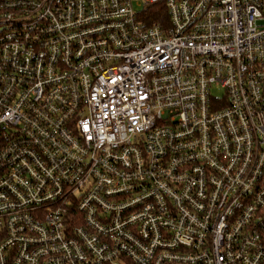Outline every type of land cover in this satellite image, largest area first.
Listing matches in <instances>:
<instances>
[{
	"label": "built area",
	"instance_id": "built-area-1",
	"mask_svg": "<svg viewBox=\"0 0 264 264\" xmlns=\"http://www.w3.org/2000/svg\"><path fill=\"white\" fill-rule=\"evenodd\" d=\"M0 264H264V0H0Z\"/></svg>",
	"mask_w": 264,
	"mask_h": 264
},
{
	"label": "trees",
	"instance_id": "trees-1",
	"mask_svg": "<svg viewBox=\"0 0 264 264\" xmlns=\"http://www.w3.org/2000/svg\"><path fill=\"white\" fill-rule=\"evenodd\" d=\"M162 6H154L150 11H149V18H147L148 23L153 24L154 22H157L160 20L161 15H163L162 12Z\"/></svg>",
	"mask_w": 264,
	"mask_h": 264
},
{
	"label": "rangeland",
	"instance_id": "rangeland-1",
	"mask_svg": "<svg viewBox=\"0 0 264 264\" xmlns=\"http://www.w3.org/2000/svg\"><path fill=\"white\" fill-rule=\"evenodd\" d=\"M211 94L215 97H223L225 95L224 90L220 86H217V85L211 88Z\"/></svg>",
	"mask_w": 264,
	"mask_h": 264
}]
</instances>
